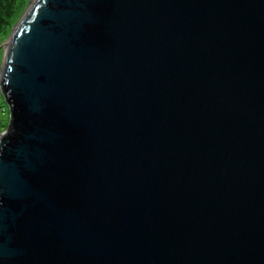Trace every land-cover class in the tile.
Instances as JSON below:
<instances>
[{
  "label": "water",
  "instance_id": "95a60500",
  "mask_svg": "<svg viewBox=\"0 0 264 264\" xmlns=\"http://www.w3.org/2000/svg\"><path fill=\"white\" fill-rule=\"evenodd\" d=\"M9 36L0 264H264V0H35Z\"/></svg>",
  "mask_w": 264,
  "mask_h": 264
},
{
  "label": "trees",
  "instance_id": "16d2710c",
  "mask_svg": "<svg viewBox=\"0 0 264 264\" xmlns=\"http://www.w3.org/2000/svg\"><path fill=\"white\" fill-rule=\"evenodd\" d=\"M27 2L28 0H0V37L8 35L9 31L15 24L14 22H16V19H13L16 10L20 6H22L23 9ZM9 109V102L4 96L0 86V129L5 130L3 122L4 119H7L6 112H9Z\"/></svg>",
  "mask_w": 264,
  "mask_h": 264
},
{
  "label": "rangeland",
  "instance_id": "374dc122",
  "mask_svg": "<svg viewBox=\"0 0 264 264\" xmlns=\"http://www.w3.org/2000/svg\"><path fill=\"white\" fill-rule=\"evenodd\" d=\"M34 1L35 0H33V1L32 0H28L26 6L23 9H22V6L18 7V9L16 10V13L14 14V18H13V19H16V22H14L15 24H17V22L20 19L21 15H23V13L25 12V10H27L29 8V6ZM12 28L9 31V33H8L7 36L0 37V68H1V65H2V62H3V58H4V54H5V45H6L7 40H9L8 39L10 37L9 35H11V33H12ZM6 116H7V119H4V122H3V125L5 126V130L7 129V126H8L9 121H10V116H11L10 109H9V112L8 111L6 112Z\"/></svg>",
  "mask_w": 264,
  "mask_h": 264
},
{
  "label": "snow or ice",
  "instance_id": "6c2138e0",
  "mask_svg": "<svg viewBox=\"0 0 264 264\" xmlns=\"http://www.w3.org/2000/svg\"><path fill=\"white\" fill-rule=\"evenodd\" d=\"M5 130L4 129H0V133H3Z\"/></svg>",
  "mask_w": 264,
  "mask_h": 264
}]
</instances>
